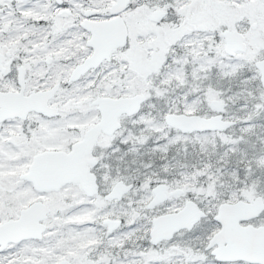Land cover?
Returning <instances> with one entry per match:
<instances>
[{
  "label": "snow or ice",
  "instance_id": "6c2138e0",
  "mask_svg": "<svg viewBox=\"0 0 264 264\" xmlns=\"http://www.w3.org/2000/svg\"><path fill=\"white\" fill-rule=\"evenodd\" d=\"M0 264H264V0H0Z\"/></svg>",
  "mask_w": 264,
  "mask_h": 264
}]
</instances>
